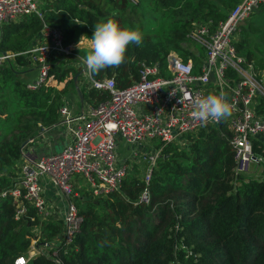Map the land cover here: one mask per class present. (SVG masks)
<instances>
[{
	"label": "trees",
	"instance_id": "1",
	"mask_svg": "<svg viewBox=\"0 0 264 264\" xmlns=\"http://www.w3.org/2000/svg\"><path fill=\"white\" fill-rule=\"evenodd\" d=\"M239 1L49 0L41 9L44 22L60 29L63 42L72 49L78 46V55L85 58L90 44L82 40L92 37L96 24L111 18L121 28H138L142 43L128 45L124 62L92 76L112 77L115 87L125 88L138 78L142 65L162 67L170 51L197 63L186 48L193 46L203 54V48L187 37L192 24L210 21L214 28ZM260 7L264 8V3ZM247 20L240 26L234 45L237 54L260 74L264 71V33ZM40 27L41 20L35 15L1 25L0 51H24ZM66 58L53 61L49 74L53 81L68 80L74 87L73 76L79 69L64 65ZM30 70L21 55L15 56L14 64L0 67V188L10 186L17 176L21 144L58 122L62 92L50 85L27 89L21 74ZM79 93L83 101L92 104L107 98L105 91L95 89L80 87ZM256 112L264 113L260 97ZM227 135L223 118L185 134L181 142L162 146L147 184V204L138 202L144 186L143 172L138 171L126 173L117 191L99 196L80 191L73 201L83 220L70 247L57 248L60 261L264 264V137L251 139L254 155L262 158L261 175L234 176ZM28 214L33 221L13 219L10 198H0V264H13L15 258L26 256L34 227L39 230L36 244L50 243L61 233L60 219L39 220L32 209ZM25 264H53V260L39 250Z\"/></svg>",
	"mask_w": 264,
	"mask_h": 264
},
{
	"label": "built area",
	"instance_id": "2",
	"mask_svg": "<svg viewBox=\"0 0 264 264\" xmlns=\"http://www.w3.org/2000/svg\"><path fill=\"white\" fill-rule=\"evenodd\" d=\"M48 1L0 0V26L26 15H35L41 20L32 45L21 52L0 51V67L14 64L17 55L24 56L27 66L35 71L34 78L25 87L35 90L47 81L53 61L73 56L79 61L76 66L83 75L80 87L105 91L107 98L77 112H71L62 102L57 110V124L63 125L69 141L58 152L25 160L18 165L14 182L0 188V198L9 197L12 202L13 219L23 217L33 221L34 217L28 214L32 209L39 220L49 217L62 221L59 235L50 243L36 246L39 230L34 227L26 256L15 258L13 264H25L39 250L53 264H63L57 248L70 247L83 220L73 201L78 187L74 188L69 178L73 174L84 177L89 184L86 191L93 196L117 191L129 173L123 162L116 161L114 149L118 141L143 148L144 142L157 140L150 144L151 152L140 155L145 168L138 202L147 204V184L161 147L174 140L181 142L185 134L218 123L210 119L201 124L191 117L192 101L197 97L224 92L233 105L232 114L224 118L229 130L227 143L232 152L233 175H247L251 164L262 162L261 156L252 151L251 139L264 137V113L256 112L258 98L264 101V77L261 78L252 63L237 54L234 43L240 26L264 0H240L214 28L210 27V21L192 24L187 37L203 48L197 64L191 57L183 60L177 53L168 52L162 67L156 63L142 65L138 78L125 88L115 87L112 77L94 79L88 75L84 58L74 53L71 44L63 42L61 30L44 22L41 8ZM131 155L136 159V152ZM43 177H48V183L56 186L65 200L60 218L53 217V209L46 206Z\"/></svg>",
	"mask_w": 264,
	"mask_h": 264
},
{
	"label": "clouds",
	"instance_id": "3",
	"mask_svg": "<svg viewBox=\"0 0 264 264\" xmlns=\"http://www.w3.org/2000/svg\"><path fill=\"white\" fill-rule=\"evenodd\" d=\"M132 43L137 46L142 43V33L138 28H121L111 18L96 24L90 40V51L83 61L88 75L91 77L105 68L120 66L128 45ZM192 103L191 117L201 124H206L210 119L219 122L232 114L233 105L228 102L224 92L197 97Z\"/></svg>",
	"mask_w": 264,
	"mask_h": 264
},
{
	"label": "rangeland",
	"instance_id": "4",
	"mask_svg": "<svg viewBox=\"0 0 264 264\" xmlns=\"http://www.w3.org/2000/svg\"><path fill=\"white\" fill-rule=\"evenodd\" d=\"M259 10L254 15H252V16L250 15L251 17L248 20L253 22L256 25H259L261 28L260 31H263V33H264V8L260 7ZM91 38L92 37H89L87 39L85 38L84 40H82V42L85 43L86 45H89ZM77 47L73 48V51H74V53L79 54ZM186 48L189 52H191L192 55L195 54L196 56H194V55L193 56L199 60L201 55L193 46H187ZM170 52H174V51H170ZM82 58H85V57H82ZM78 62L79 61L77 59L73 58V56H72V57H69L67 60H65V62H63V64L76 66L78 64ZM197 63H198V61H197ZM197 63H195V64H197ZM76 68H77V66H76ZM78 69L80 71L79 67H78ZM263 77H264V71L261 70V78H263ZM78 79H81L79 82H82V80H83V78H81V77H78ZM47 85H50L52 88H54V90L62 92L60 99H62V97H64L66 94L73 95V86L69 85L68 80H65L63 83H57V82L52 80L51 74H49V77L47 78V81L45 82L43 87H45ZM46 129L47 128H44V129L42 128L41 130L38 131V133H40V131H43ZM226 131L228 133V135H227V137H228L229 136V130L227 127H226ZM154 142H157V140L146 141V142H144L145 146L143 148H141L136 144H133V145L127 144L123 140L118 141L116 148L114 149V154L116 156L117 163L119 164L120 162H123L125 164L127 170L129 171V173H133L136 171H138V173L139 172L142 173L143 169L145 168V163L143 160H141L140 155L142 152H146V153L151 152L153 147H150V144H153ZM172 143H177V141L174 140ZM60 150H61V147L59 146V147H56L55 151L58 152ZM133 152H136V159H134V160L132 158L133 156L131 155V153H133ZM261 173H262V165H260V163H259L258 165L251 164L249 167V171L246 174L251 175V176H257V175H261ZM69 182L73 184L74 188L76 186L78 187V189H77L78 193L80 191L89 189L88 182L85 180L84 177L80 176L79 174L71 175L69 178ZM49 185L50 186H49L48 190L50 191V194L57 195L56 194L57 193V191H56L57 187L54 186L53 184H50V183H49ZM42 194H43V192H42ZM60 197H61V195H60ZM56 199H57V197H56ZM58 206H60V205H58ZM34 246H36V243L34 244ZM34 255H36V253Z\"/></svg>",
	"mask_w": 264,
	"mask_h": 264
},
{
	"label": "crops",
	"instance_id": "5",
	"mask_svg": "<svg viewBox=\"0 0 264 264\" xmlns=\"http://www.w3.org/2000/svg\"><path fill=\"white\" fill-rule=\"evenodd\" d=\"M22 18L16 19L15 21H19ZM34 39L35 38H33L31 45L34 43ZM5 51H10V50H5ZM28 69H31V70L27 71L26 75L21 74V76L23 77L24 80L26 79L27 81H30L34 78L35 71L32 69V67H29V66H28ZM78 77L83 78V75L80 74L78 75ZM77 78H76L75 83L73 82L74 83L73 95L66 94L61 99L63 103L68 106L71 112H77L78 110L82 109L86 105L90 104V102H87L85 100L83 101L81 96H80L81 99L78 98L75 88L76 87L78 89L80 88L79 81L81 79L77 80ZM69 139H70L69 135L66 132L65 128L63 127V125H60L57 123L47 128L46 130L40 131V133H37V135L34 138L30 140L28 139L29 141L22 147L20 151L19 159L17 161V166L23 163L25 160H32L35 158H39L50 152L55 151L56 147H59V146L62 147V145L67 143ZM42 180L44 181L42 188H43V197L45 199V202L47 203L48 207L53 209V217L60 218L64 210V207H65V200L62 196L60 197L61 194L58 190H56L57 195L50 194V191L48 190L50 186L48 183V179L46 177H43Z\"/></svg>",
	"mask_w": 264,
	"mask_h": 264
},
{
	"label": "water",
	"instance_id": "6",
	"mask_svg": "<svg viewBox=\"0 0 264 264\" xmlns=\"http://www.w3.org/2000/svg\"><path fill=\"white\" fill-rule=\"evenodd\" d=\"M80 74H81V70H80L79 72H77V73L73 76V82H74V83H75V81H76V78H77L78 75H80ZM75 87H76V86H75ZM75 90H76V94H77L78 98L81 99V98H80L79 89L76 87ZM27 142H28V140H27V141H24V142L21 144L20 149H19L20 151H21L22 147H23Z\"/></svg>",
	"mask_w": 264,
	"mask_h": 264
}]
</instances>
